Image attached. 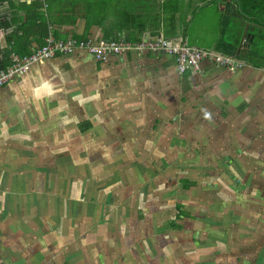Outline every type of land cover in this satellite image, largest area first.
<instances>
[{"label": "crops", "instance_id": "1", "mask_svg": "<svg viewBox=\"0 0 264 264\" xmlns=\"http://www.w3.org/2000/svg\"><path fill=\"white\" fill-rule=\"evenodd\" d=\"M224 8L213 0H0V70L48 37L162 36L224 56L218 44L226 41L244 64L228 72L201 61L180 73L158 52L97 62L75 50L0 87L1 264H264V28L225 21ZM178 158L208 164L179 184L207 209L225 212L224 221L219 212L204 221L216 232L236 213L222 201L235 188L249 235L236 240L234 263L216 255L223 238L200 239L190 228L187 204L175 206L183 224H169L175 242L160 248L152 240L164 228L148 213L156 211L148 207L150 189L164 176L141 165ZM220 163L235 171L218 170Z\"/></svg>", "mask_w": 264, "mask_h": 264}, {"label": "rangeland", "instance_id": "2", "mask_svg": "<svg viewBox=\"0 0 264 264\" xmlns=\"http://www.w3.org/2000/svg\"><path fill=\"white\" fill-rule=\"evenodd\" d=\"M150 165L149 167H146ZM203 165V166H202ZM208 164H201V163H190V162H183L179 158L172 162H164L163 164L158 163H144L141 165L143 169L150 170V171H160L162 172V176L164 178H160V180L155 181L154 187L150 190H152V194H150L151 198L149 199V205L148 207L151 208V205L156 206L155 210H150L148 213L155 215L154 219H158L163 223V228L161 229V233L157 236H155L152 240H156L158 242V247H162L163 244H166L168 240H173L175 242V238H173L172 230L169 228V224L171 222H175L177 224H183L182 220L175 219L176 216V210L175 206L177 204H184L188 206V212L191 213L192 222L190 225V228L199 234V238L202 239L204 237L206 240L211 236L212 238L218 237L223 238L224 244L223 249H218V252L216 255H222V257L233 259L232 262H235V242L236 240H245L247 242V235H249V229L247 225V219L248 216L246 215V211L243 209L238 210L235 206V188L234 190H226L224 194V200L223 203H227L228 206H234L236 213L232 211L231 219H228L225 223L222 224L223 228H217L218 232H216V229L214 226H205L204 221H211L209 218L212 217V214H215L216 212H219V210H209L204 205H202V202L199 201L198 196H195L194 193L188 192V190H183L181 188V185L179 184V179L181 176L188 175V173L191 170H195L197 172H203L205 169V166ZM235 166V165H233ZM203 167V169H202ZM218 170L225 171L228 169L232 170V166L228 164L227 167L224 168V165L217 164ZM232 171H235L233 169ZM142 172V170H141ZM150 177V175H149ZM207 181V180H205ZM140 183H135V185L139 186ZM141 185V184H140ZM144 187H149L150 184L145 181L143 185ZM162 188V190L160 189ZM133 186L129 185L127 187V193L133 194L134 192ZM223 190V187L221 188ZM135 194H133L134 196ZM132 196V197H133ZM197 203H201L199 206ZM187 208V207H186ZM146 211V210H145ZM147 212V211H146ZM157 213H160L161 215H157ZM219 217L222 219V221L226 220L225 215L222 217V215L225 212H219ZM210 215V216H209ZM235 217V218H234ZM196 221V222H195ZM184 229V228H183ZM188 231L189 228H187ZM222 233H221V232ZM195 234V233H193ZM189 236V234H187ZM183 244V243H182ZM198 246H195V248ZM212 249H216V245L211 246ZM145 250L150 251L148 247L145 245ZM156 250V249H155ZM220 250V251H219ZM189 251V248H188ZM191 251H194L192 248ZM215 254L211 256H216ZM210 254L206 255V259L208 262L213 261ZM243 259H246V254L243 256ZM164 262V261H163ZM159 264H162L161 261L158 262ZM165 264V263H164Z\"/></svg>", "mask_w": 264, "mask_h": 264}, {"label": "built area", "instance_id": "3", "mask_svg": "<svg viewBox=\"0 0 264 264\" xmlns=\"http://www.w3.org/2000/svg\"><path fill=\"white\" fill-rule=\"evenodd\" d=\"M75 50L85 52L97 62H105L108 56H118L128 52H158L172 57L180 73L197 69L201 61L220 66L228 72H234L244 65L234 56H224L212 50L190 46L187 43L173 42L162 36L140 42H128L121 39L96 42L89 39H70L56 42L48 37L45 45L36 52L23 57L12 56L11 64L6 69L0 70V87L10 80L23 77L33 64L43 63L53 58L55 54L69 55Z\"/></svg>", "mask_w": 264, "mask_h": 264}, {"label": "trees", "instance_id": "4", "mask_svg": "<svg viewBox=\"0 0 264 264\" xmlns=\"http://www.w3.org/2000/svg\"><path fill=\"white\" fill-rule=\"evenodd\" d=\"M202 2H209L211 0H200ZM224 4V17L225 21L236 20V19H247L254 24L264 28V0H213ZM253 25H251V29ZM253 47H257V43L261 44L260 32L258 31L254 35ZM264 37V36H263ZM219 49L223 50L227 56L237 57L238 48L231 43L226 41L219 42ZM228 47V49H222L221 47ZM7 61L10 59L7 55L4 56Z\"/></svg>", "mask_w": 264, "mask_h": 264}, {"label": "water", "instance_id": "5", "mask_svg": "<svg viewBox=\"0 0 264 264\" xmlns=\"http://www.w3.org/2000/svg\"><path fill=\"white\" fill-rule=\"evenodd\" d=\"M247 31H248V25H247L246 28H245L244 35H243V37H242L241 45H240V48H239V49L242 48V46H243L245 40L249 37V35H247Z\"/></svg>", "mask_w": 264, "mask_h": 264}]
</instances>
